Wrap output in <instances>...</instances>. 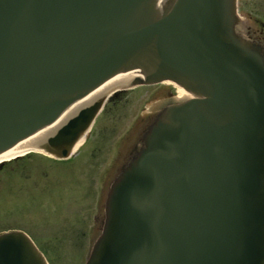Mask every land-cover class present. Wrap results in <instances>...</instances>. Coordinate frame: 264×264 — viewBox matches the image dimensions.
Wrapping results in <instances>:
<instances>
[{
  "label": "water",
  "instance_id": "water-1",
  "mask_svg": "<svg viewBox=\"0 0 264 264\" xmlns=\"http://www.w3.org/2000/svg\"><path fill=\"white\" fill-rule=\"evenodd\" d=\"M235 5L0 0V154L122 73L137 71L130 88L172 82L193 95L158 108L110 186L86 264H264V49L238 34ZM103 104L42 149L72 157ZM0 264L48 262L10 231Z\"/></svg>",
  "mask_w": 264,
  "mask_h": 264
},
{
  "label": "rangeland",
  "instance_id": "rangeland-1",
  "mask_svg": "<svg viewBox=\"0 0 264 264\" xmlns=\"http://www.w3.org/2000/svg\"><path fill=\"white\" fill-rule=\"evenodd\" d=\"M169 94L176 90L165 84L129 89L105 103L68 160L32 153L1 167L0 233L25 232L49 264H84L101 232L109 186Z\"/></svg>",
  "mask_w": 264,
  "mask_h": 264
},
{
  "label": "bare ground",
  "instance_id": "bare-ground-1",
  "mask_svg": "<svg viewBox=\"0 0 264 264\" xmlns=\"http://www.w3.org/2000/svg\"><path fill=\"white\" fill-rule=\"evenodd\" d=\"M129 73H137V71L122 73L110 78L105 83H103L98 88H96L94 91L89 93L86 97L74 103L73 106H70L65 111V115L58 118L57 121L54 122L52 125L43 128L33 136H30L20 141L8 151L1 153L0 164L3 162L11 161L17 157H23L25 155L32 153H39L44 156L54 158L53 156H51L49 153H47L42 149V145L44 144V142L49 137H51L61 125H63L71 117L76 115L80 109L91 106L97 101L105 104L108 100L112 99L113 97H116L120 93L122 94L123 92H125V90H128V88L131 89L130 87L133 84L134 77H129ZM162 84L171 85L175 88L176 96L174 97L173 100L175 102H182L193 98L192 94L186 92L183 88L172 82H164ZM138 87H142V86H138ZM164 103L166 105L171 104L172 100H166L164 101ZM160 106H162L161 103L157 104L156 108H159ZM86 141H87L86 136L81 138V140L74 149V153L78 152L85 145Z\"/></svg>",
  "mask_w": 264,
  "mask_h": 264
},
{
  "label": "flooded vegetation",
  "instance_id": "flooded-vegetation-1",
  "mask_svg": "<svg viewBox=\"0 0 264 264\" xmlns=\"http://www.w3.org/2000/svg\"><path fill=\"white\" fill-rule=\"evenodd\" d=\"M236 6L237 16L239 17L238 34L250 43L261 46L264 49V0H237ZM171 96V94L168 95V97ZM140 139H142V136ZM132 151L133 148L128 155ZM128 155L125 160H128Z\"/></svg>",
  "mask_w": 264,
  "mask_h": 264
}]
</instances>
